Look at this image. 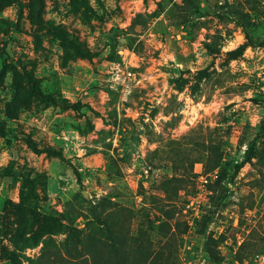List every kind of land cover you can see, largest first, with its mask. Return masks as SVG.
Listing matches in <instances>:
<instances>
[{"label":"rangeland","instance_id":"rangeland-1","mask_svg":"<svg viewBox=\"0 0 264 264\" xmlns=\"http://www.w3.org/2000/svg\"><path fill=\"white\" fill-rule=\"evenodd\" d=\"M0 124V264H264V0H0Z\"/></svg>","mask_w":264,"mask_h":264},{"label":"trees","instance_id":"trees-1","mask_svg":"<svg viewBox=\"0 0 264 264\" xmlns=\"http://www.w3.org/2000/svg\"><path fill=\"white\" fill-rule=\"evenodd\" d=\"M244 47H245L244 45H241V46H239L238 48H236V49L234 50V52L239 54L240 52H242V50L244 49ZM31 85H32L33 90L35 91V92H34V95L40 96V97L43 98V99H50V100L53 101L54 104L57 103V102H56V99L54 98V96H53L52 94H50V93H44L40 88H36V86H35L33 83H31ZM26 92H27V90L24 89V88H20V89H19V87H18V89H16V93H15V95H14V100H15V104H16L18 107H21V105H22L23 103H25ZM0 135L3 136V137H5V136L7 135V134H6V129H5L4 126H2V124H0ZM27 142H28V145H29L32 149H34L35 151H41V148L38 146L37 142H36L31 136H27ZM218 166H219L218 164L215 165V166L213 167V169L217 168ZM223 172H224V169L220 168V170H219V178H218L217 182H221V174H222ZM17 176H18V175H17ZM19 176H21V175H19ZM19 176H18V177H19ZM22 177H24V176H22ZM222 179H223V176H222ZM26 180H28V182H29L30 185H31V193H32V191H33V189H32L33 184H32V182L29 180V178L26 177ZM32 194H33V193H32ZM208 252H209L210 256H212V257H214V258H216V259H220V256H218L217 253L214 252V251L212 250V248H209Z\"/></svg>","mask_w":264,"mask_h":264}]
</instances>
